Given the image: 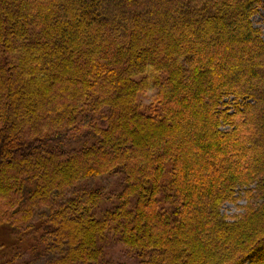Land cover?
<instances>
[{
	"label": "trees",
	"instance_id": "obj_1",
	"mask_svg": "<svg viewBox=\"0 0 264 264\" xmlns=\"http://www.w3.org/2000/svg\"><path fill=\"white\" fill-rule=\"evenodd\" d=\"M263 2L0 0L1 264H264Z\"/></svg>",
	"mask_w": 264,
	"mask_h": 264
},
{
	"label": "rangeland",
	"instance_id": "obj_2",
	"mask_svg": "<svg viewBox=\"0 0 264 264\" xmlns=\"http://www.w3.org/2000/svg\"><path fill=\"white\" fill-rule=\"evenodd\" d=\"M253 24L261 29L262 36L264 38V2L260 4V6L257 9V13L254 14L252 17ZM140 99L143 101V103L147 104L148 102V95L142 94L139 96ZM79 130H77L78 132ZM90 137H86L81 139L80 141L75 140L72 138L69 141L63 142V146L65 148H77L82 147L84 142ZM72 141V142H71ZM77 142V143H74ZM120 177L118 175H107L103 176L101 178L95 179L93 181V185H96V187H99L103 189V192L105 193L106 197H110V195L115 194L114 198L112 197V201L109 199L105 201L104 203H100L99 207L97 208V212L101 214L100 212H104L109 207L112 208L116 202L115 198L116 195L121 191L122 186H118V180ZM237 197L235 201L232 202H226L222 207V212L231 218L232 216H235L237 214H240L243 209L242 207L246 203V199L243 197V191L241 188H238V192L236 193ZM112 204V205H111ZM15 243V238L12 234H10V231L6 228L0 227V264L5 262L8 258H10L11 255H13L14 248L18 244ZM30 245L21 246L23 247V253L20 258L23 260H27L31 264H44L47 261H52L53 259L57 258L61 253H59L58 250H54L50 247H46V245H42L41 247V253L39 255H34L30 251ZM122 246L120 243L117 242L116 238L109 239L104 242V254L106 255L107 261H109L108 264H126L130 263L132 264V260L123 254Z\"/></svg>",
	"mask_w": 264,
	"mask_h": 264
}]
</instances>
